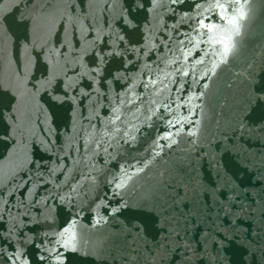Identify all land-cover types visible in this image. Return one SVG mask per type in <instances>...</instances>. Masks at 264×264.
Returning <instances> with one entry per match:
<instances>
[{"label": "water", "instance_id": "95a60500", "mask_svg": "<svg viewBox=\"0 0 264 264\" xmlns=\"http://www.w3.org/2000/svg\"><path fill=\"white\" fill-rule=\"evenodd\" d=\"M0 264H264V0H21Z\"/></svg>", "mask_w": 264, "mask_h": 264}]
</instances>
